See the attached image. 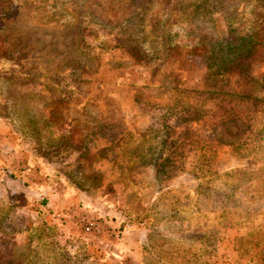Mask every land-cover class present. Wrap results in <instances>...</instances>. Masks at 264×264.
I'll use <instances>...</instances> for the list:
<instances>
[{
    "label": "rangeland",
    "instance_id": "obj_1",
    "mask_svg": "<svg viewBox=\"0 0 264 264\" xmlns=\"http://www.w3.org/2000/svg\"><path fill=\"white\" fill-rule=\"evenodd\" d=\"M240 4L245 15L238 17ZM250 11V0H0V123L17 126L26 139L32 133L31 145L57 161L73 147L71 123L81 113L83 99L98 116H125L134 95L150 102L155 98L152 90H142L154 84L139 58L140 39L129 35L145 33L153 48L164 14H170L171 25L193 29L195 19L208 20L206 31L214 39L209 62L200 51V37L191 36L200 44L192 45V59L179 55L161 70L164 87L181 83L177 91L166 90L180 101L175 113L168 115L169 105L154 109L151 104L135 115L141 125L146 124L143 113L152 115L154 134L140 152L144 162L158 158L160 165L153 175L147 163L122 165L137 178L129 186L138 194L124 198L123 208L139 201L131 212L143 218L142 227L173 240L169 246L162 241L156 245L165 261L149 256L145 264H264V24L252 34L257 19L249 22L252 16L264 20V11ZM254 40L255 51L246 54L258 60L242 71L238 61ZM228 42L234 49L243 47L240 57L229 56ZM114 46L118 50L113 52ZM138 86L135 93L132 87ZM92 91L99 102L87 101ZM190 101L202 109L195 110L193 120L187 119ZM123 128L116 123L106 130L119 135ZM88 160L74 164L76 172L87 176L80 186L110 187L104 169L110 163L93 166ZM36 214L29 217L25 211L0 219V264H78L72 261L71 243L60 244L56 232L51 241L56 245L42 243L31 223Z\"/></svg>",
    "mask_w": 264,
    "mask_h": 264
},
{
    "label": "crops",
    "instance_id": "obj_2",
    "mask_svg": "<svg viewBox=\"0 0 264 264\" xmlns=\"http://www.w3.org/2000/svg\"><path fill=\"white\" fill-rule=\"evenodd\" d=\"M177 2L179 1L172 3ZM175 32L172 26L161 29L156 35L157 40L153 48L149 47L145 33L128 34L140 39L139 49L142 54L139 58L144 66L143 70L150 73V78L146 79L154 84L149 87L143 85L142 90L144 93L152 90L155 98L150 102L134 95L128 103L131 109L125 112V116L122 114L121 116L115 114L98 116L90 109L91 106L87 104L86 99H83V109L78 114V118L71 123L72 131L69 141L73 143V147L67 148L65 157L60 155L57 161L51 160L48 155L31 145L35 139L32 133H29L26 139L21 136L17 126L0 123L1 221L5 222L10 217L20 216L25 211L29 217H34L36 211L43 210L48 228L52 229L53 234L55 232L58 234L55 237L60 244L71 243V249L74 250H72V261L78 264L82 262L125 264L130 260L143 261L142 264H145L144 261L149 256L156 257L158 260L162 259V254L156 245L162 241L169 246L173 244V240L155 237L152 227L148 230L136 221L137 214H133L131 208L139 201L131 199L132 204L129 206L131 208L129 210H126L125 206L123 208L124 198L132 196L137 198L138 194L137 190L134 192L129 186L137 178L126 174L122 170L124 169L122 165L144 166L147 163L151 166L148 167L150 174H156L155 161L144 162L141 156L143 152H140L146 150L148 138L154 130V125L151 124L152 115L143 113L141 119L146 123L145 125L136 124L135 115L142 113L140 108L144 105L154 109L169 105L167 108L170 110L175 101V95L171 96L166 90L177 91V86L181 83L175 82L176 85L171 88L164 87L160 84L161 70L163 67L169 68V62L179 55H183L182 57L186 59V55L189 54L188 57H191L189 60L192 59L193 50L192 39L178 38L180 35ZM111 48L113 52L118 50L115 46ZM152 65L155 69L150 71L149 68ZM183 85H185L184 82ZM132 88L135 93L140 89L139 86ZM87 101L99 102L96 92L89 93ZM104 102L100 100L99 104L103 107ZM116 123L123 124L124 128L118 133L119 135L117 133L112 135L106 129L113 128ZM86 150L87 152H84ZM87 158L92 159L93 166L102 161L110 163L104 168L108 170L110 187L91 190L80 186L79 181L87 176L81 170L76 172L74 164L84 165L85 161L89 162ZM67 163H72L69 168L61 167L62 164L67 165ZM118 186L121 187L120 191L109 192L112 187ZM21 203L24 205L22 206ZM84 216L101 220L104 226L103 232L97 235L86 231L81 221ZM31 223L35 224V221L31 220ZM116 228H119L121 238L118 237ZM192 242L193 240H189V243ZM162 260L165 261V259Z\"/></svg>",
    "mask_w": 264,
    "mask_h": 264
},
{
    "label": "trees",
    "instance_id": "obj_3",
    "mask_svg": "<svg viewBox=\"0 0 264 264\" xmlns=\"http://www.w3.org/2000/svg\"><path fill=\"white\" fill-rule=\"evenodd\" d=\"M203 1H205V0H203ZM250 5H251V11H250L251 15H253L254 13L259 12L260 10L264 11V0H250ZM167 10H169V9H167ZM237 11H238L237 12L238 17L241 16V15H243V16L245 15V12H244L241 4H240V6H238ZM169 12H170V10H169ZM169 18H170V14H164L162 16V20L159 21V24H158L157 28L161 30V29H164V28H166L168 26H172V29H175V31H176L175 33L176 34L178 33L177 35H181V33H183L184 36H186V34L189 33V35H190L189 39H190L191 36L200 37V39L202 40V43H201L202 45L200 47V51H202L201 53H203L207 57V60L209 62V50L208 49H209L210 43L213 42L214 39H212L211 33L209 31H206V29L208 27L207 26L208 20L202 21L201 19L200 20L195 19V21H194V29H193V25L189 26L188 24H186V26H184V25H180L179 23L175 22V23H173L171 25L170 21H169ZM253 18L257 19L256 22H257L258 25H252V27L254 26V28H253L254 31H253L252 34H255V32L259 33V30H257L259 28V23L263 22V24H264V20H261V19H259L257 17H253L252 16V19L249 20V22H252V24L255 22L253 20ZM183 24H185V23L183 22ZM180 27H181V29L179 30ZM182 27H184V29H182ZM187 28L191 32H187L186 31ZM195 32H198V33H202L203 32L204 34L203 35H197ZM240 34H239V37H240ZM252 37H255V36L252 35ZM242 39H243V37H242ZM195 42H196V40L195 41L192 40V45H195ZM254 43L257 45V40H256V42H255V40L252 42L251 48H248V46H247L246 49H243V53L241 54L242 56L240 57L241 50H242L243 47H246L247 43L243 40V41H241L240 44L241 45L243 44L244 46L241 47V45H240V49H238V48L234 49L233 48L234 44L228 42L227 51L229 53V56H231V54H230V52H231L233 54L232 55L233 58L237 57V56L240 57V61H238V65L241 67L242 71L247 70L249 68V66L253 62L258 60L257 58L252 57V56H256V55L246 54V53H250V52L255 51L254 49L256 47H254ZM196 44L200 45L199 42H196ZM211 44H213V43H211ZM248 45H250V44H248ZM262 57H264V52H263V56H260V59H262ZM207 66H208V69H209L210 65H207ZM210 69H211V66H210ZM244 75H247L246 71H245ZM207 77L209 78L210 75L207 74ZM186 94L187 93L185 92L184 93V99H183V102H184L185 105L187 104V95ZM179 102L180 101H178V98H175V101H174L173 105L171 106V109L169 110V114H168L169 116L171 114L175 113V110L177 108V103L179 104ZM199 106H201V105H199ZM186 108H187V111H189L188 114L190 115V117L187 118V119H190V120H193V118H194L193 115H195L194 114L195 110H199V111L201 110V112H202V109L196 107V105H193L192 102H190V105H188V107H186ZM164 130H165V132L162 131V133L166 134L167 130L166 129H164ZM153 134H154V131L150 134V136L148 138V141H151V139L153 137ZM155 150H156V148H155ZM154 161H155L154 162V167L157 170V167L160 165L157 162L158 158H156V159L154 158ZM36 213L37 214H36V217L34 219V221H35L34 225L35 226H33L34 233L38 232V233L41 234V236L43 237V241H42L43 244H45V245L46 244H48V245H56L55 242H51L55 234H53L52 229L48 228L47 223L45 222V219H44L43 210H38V211H36ZM136 219H137L136 221L140 222L141 224H144V223L141 222V221H143V218L137 217Z\"/></svg>",
    "mask_w": 264,
    "mask_h": 264
},
{
    "label": "built area",
    "instance_id": "obj_4",
    "mask_svg": "<svg viewBox=\"0 0 264 264\" xmlns=\"http://www.w3.org/2000/svg\"><path fill=\"white\" fill-rule=\"evenodd\" d=\"M81 221L84 224L85 230L88 232H94L95 234L100 235L104 230L103 223L99 219L84 216Z\"/></svg>",
    "mask_w": 264,
    "mask_h": 264
}]
</instances>
